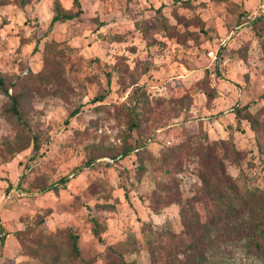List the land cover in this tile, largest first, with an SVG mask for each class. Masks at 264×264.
Returning <instances> with one entry per match:
<instances>
[{
	"label": "rangeland",
	"instance_id": "rangeland-1",
	"mask_svg": "<svg viewBox=\"0 0 264 264\" xmlns=\"http://www.w3.org/2000/svg\"><path fill=\"white\" fill-rule=\"evenodd\" d=\"M81 2L50 27L74 0H0V77L20 97L15 114L0 91V264H177L194 246L220 264H264L247 248L248 218L182 219L220 158L264 198L258 0Z\"/></svg>",
	"mask_w": 264,
	"mask_h": 264
},
{
	"label": "trees",
	"instance_id": "trees-1",
	"mask_svg": "<svg viewBox=\"0 0 264 264\" xmlns=\"http://www.w3.org/2000/svg\"><path fill=\"white\" fill-rule=\"evenodd\" d=\"M76 5L75 11H60L57 10L53 15L50 27L54 26L56 22H63L70 19L77 18L83 12V6L81 0H74ZM263 16V15H262ZM0 91L7 94L12 102L11 110L15 114H19L18 105L20 103V97L15 93H9V90L4 85V78L0 77ZM79 111V108H75L70 112L69 117L73 116ZM236 111L242 113L250 122L253 120L249 105L245 104L240 107H236ZM69 118H67L68 120ZM135 148H126L122 151V156H126L134 151ZM233 152L237 155L239 150L236 147H232ZM119 155H114L113 158L118 159ZM96 162L94 159H88L84 163L79 164L73 171L61 176L59 179L49 184V188L58 189L65 187L72 177L78 175L86 167L95 166ZM219 174L216 180L212 181L209 177L202 176V188L200 192L194 196L192 204H188L185 208H182V219L188 227L194 225L198 226L200 223L207 224L210 222H217L221 219H232L235 217H246L248 218L249 232L247 233V248L251 253L261 256L264 255V212L260 213L259 209L264 206V198L261 196L262 190L258 187L251 188L246 184H239L235 181L226 170L225 162L222 158L218 160ZM181 178L184 177V173H181ZM9 186H13V181L10 179ZM21 184V180L19 181ZM197 196L207 197L212 202V207L209 211H198L196 209L195 199ZM210 214H207V213ZM206 219V220H205ZM100 223L95 220L94 230L96 234L100 235ZM6 231L0 224V253L3 248V244L6 238ZM74 244L76 245L77 236L74 235ZM212 248V244L209 245ZM195 248L190 253L179 259L177 264H220L216 251L210 249L199 250ZM125 264H133V262H126Z\"/></svg>",
	"mask_w": 264,
	"mask_h": 264
},
{
	"label": "built area",
	"instance_id": "built-area-1",
	"mask_svg": "<svg viewBox=\"0 0 264 264\" xmlns=\"http://www.w3.org/2000/svg\"><path fill=\"white\" fill-rule=\"evenodd\" d=\"M264 15V0H258L255 7L251 10L250 16L258 17ZM211 55H214V50H210L209 52ZM215 56V55H214Z\"/></svg>",
	"mask_w": 264,
	"mask_h": 264
}]
</instances>
